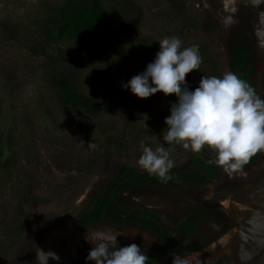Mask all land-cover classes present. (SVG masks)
Here are the masks:
<instances>
[{
	"label": "rangeland",
	"instance_id": "rangeland-1",
	"mask_svg": "<svg viewBox=\"0 0 264 264\" xmlns=\"http://www.w3.org/2000/svg\"><path fill=\"white\" fill-rule=\"evenodd\" d=\"M243 2L248 0H236L234 6ZM216 5L214 12L208 0H103L107 27L103 26L92 48L91 42L78 47L73 40L47 32L42 25L43 1L0 0V264H37L32 258L35 248L90 207L94 195L122 166L142 169L137 163L141 141L153 149L165 147L174 162L172 169L190 167L195 152L162 138L165 118L178 101L175 94L158 92L139 98L122 85L154 61L159 40L173 35L181 40L182 49L199 45L203 62L200 70L187 75L189 90L199 86L203 75L222 77L229 72L228 33L237 22L238 11L226 10L225 0H216ZM258 9L264 10V4ZM203 10L218 21V33L200 25ZM229 15L234 23L226 27L224 20ZM253 33L248 41L257 40ZM61 73L74 76L75 86L98 99L101 109L90 114L76 103L63 102L62 84L51 79ZM249 78L258 92L264 91V57H259ZM208 156L216 158L211 149ZM263 176L264 153L232 175L222 169L221 178L206 187L205 196L227 190L250 194ZM217 197L231 214L229 229L206 247L179 255L190 264H264V244L257 252L244 255L264 237L262 222H246L253 218L264 192L245 199L235 194ZM116 199L130 208L152 210L170 227L183 218L175 214L190 204L184 193L155 187L125 188ZM73 226L79 232L55 251L60 264H94L86 260L94 245L85 236L96 231L118 233V246L136 243L145 252L157 246L154 236L133 226ZM203 232L191 234L184 245L196 244ZM18 251L21 254L16 256ZM159 264H172V257Z\"/></svg>",
	"mask_w": 264,
	"mask_h": 264
},
{
	"label": "clouds",
	"instance_id": "clouds-1",
	"mask_svg": "<svg viewBox=\"0 0 264 264\" xmlns=\"http://www.w3.org/2000/svg\"><path fill=\"white\" fill-rule=\"evenodd\" d=\"M236 0H230L226 10L235 13ZM253 7L264 0H248ZM232 5V7H229ZM225 26L234 23L233 16L224 20ZM258 47L264 49V12L260 13L255 28ZM160 42V50L144 72L133 76L127 84L139 98H148L158 92L178 98L165 118L167 125L162 138L169 144L182 145L200 153L205 147L216 154L214 163L229 175L243 170L253 156L264 152V99L246 80L233 72L222 77L201 76L199 86L189 90L187 75L200 70L202 56L199 45L181 48V40L173 35ZM154 85V86H153ZM142 154L137 163L150 175L162 181L170 179L174 166L170 153L163 146L153 149L141 141ZM118 233L96 231L87 233L85 239L94 246L89 250L87 261L94 264H148L149 256L136 243L118 246ZM37 264H48L49 259L59 260L54 251L36 247ZM172 264H190L189 260L176 254Z\"/></svg>",
	"mask_w": 264,
	"mask_h": 264
},
{
	"label": "trees",
	"instance_id": "trees-1",
	"mask_svg": "<svg viewBox=\"0 0 264 264\" xmlns=\"http://www.w3.org/2000/svg\"><path fill=\"white\" fill-rule=\"evenodd\" d=\"M43 1L44 19L42 25L47 29V32L55 33V35L61 39L73 40L78 47L85 46L88 42H91L92 48L98 43L97 39L103 32V26L105 25L104 13H103V0H56L55 2ZM173 3V1H171ZM174 6V4H173ZM177 9V8H176ZM200 25L207 31L219 32V23L207 10H203L198 17ZM113 19V18H111ZM110 23V29L114 28L113 23ZM109 29V30H110ZM227 56H228V71L237 74L241 79L246 80L252 87L256 89L257 94L259 92L256 88V83L253 82L249 75L255 68V54L241 41V35L231 33L228 37ZM94 41L95 44L92 42ZM55 75V74H54ZM56 74L51 79L60 82L63 86L61 90V100L67 103H76L84 111L95 114L101 109V103L98 99L83 93L77 88L74 76L68 74ZM62 81V82H61ZM61 89V88H60ZM264 99V97H262ZM262 153H257L251 158L255 160ZM2 155L1 135H0V165ZM205 155V153H204ZM193 164L196 168L203 170L209 176L214 175V169L201 160L198 153H194ZM132 166H122L121 169L108 180L103 189L94 195L93 203L90 207L81 210L75 220L81 227H101V226H113L121 228L123 226H133L147 231L152 236H157L162 243H167L173 239L168 233L161 230L158 225L151 218L150 213L154 214L152 210L147 208L143 209L145 212L137 211L131 213L129 216L124 217L118 215L110 205V202L104 194V190L107 185L121 174L133 169ZM170 171H177L171 169ZM205 183L206 178L202 175H186V176H170L167 182L162 181L158 176L150 175L147 172H133L126 177L118 181L110 190L109 194L114 200L118 210L121 213H126L130 210L121 201L116 199V195L123 189L128 188L132 190H140L150 187H167L185 185L187 183ZM195 215V210L192 211L180 225L185 229L182 233V239H185L187 234L197 227L200 223V218ZM183 249V248H182ZM185 249V248H184ZM179 251L176 245L168 248L166 252L149 256L148 264H156L162 262L161 257H165L166 260L170 259L172 255H175ZM21 251H18L15 255L19 256ZM165 255V256H164Z\"/></svg>",
	"mask_w": 264,
	"mask_h": 264
},
{
	"label": "flooded vegetation",
	"instance_id": "flooded-vegetation-1",
	"mask_svg": "<svg viewBox=\"0 0 264 264\" xmlns=\"http://www.w3.org/2000/svg\"><path fill=\"white\" fill-rule=\"evenodd\" d=\"M208 1H209L210 9L214 12L215 11L217 12L218 8L216 5V0H208ZM218 1L219 0H217V2ZM222 1H224V0H222ZM221 4H223V2ZM237 11H238L237 22L229 30L228 37L230 36V34L232 32L235 34H240L241 35V41L254 52L255 57H256V60H255V63H256L257 60L259 59V57H264V49L258 48V43H257L256 38H254L253 42L248 41L247 39L249 37L254 36L253 31L258 26V14H260L261 12H264V10L258 9V7H253L250 3L243 2L237 8ZM228 40H229V38H228ZM208 150H209V148H207V147L204 148V152H203V153H205L204 156L207 159L214 162V160L208 156ZM193 156L191 157V159L189 161L190 167L187 170H181V171H203V170L196 168V166L193 164V162H192ZM253 161L250 160V162H253ZM210 166L215 171L214 175L210 176V177H215L217 174V170L212 165H210ZM218 167L220 168V176L216 181H208L206 179L207 182L202 183V184L194 182V183H187L185 185L167 186V187L156 186L155 187L158 189L169 190V192H177V194L179 193L180 195L184 193V194H186V199L188 200V202H190V204L185 209H181V210H179V212H177L175 214V216L183 215V218L174 227H170L167 222L162 220L161 216H159L157 213L154 212V214L160 219L161 223L166 228L170 229L173 233L180 236V238L177 240V242L170 246V247H172V246L176 245V248L179 249V251L177 253H175V255L182 253V252H185V251H188V250L189 251H197V250H200V249L206 247L211 242H214L216 239H218L220 236H222L226 232V230L229 229V227L232 223L231 214L228 212L227 209H225L222 206L223 202L220 201L219 198L217 197L221 193L215 194L214 196H210V197L205 196L206 187L211 183L217 182L221 178L222 169L220 166H218ZM175 172H180V171H175ZM190 175H195V174H190ZM198 175H200V174H198ZM263 177L258 180L259 181L258 184L256 183L252 186L250 194H246V193L242 192V190H239L240 193H237L233 190H227V191H232L231 194H235V196H237V198L245 199L246 198L245 196H250V198H253V196L256 194V192H264V178ZM178 198L181 199V196ZM263 202H264V198H262L261 202L259 203L257 210H255V212H253L254 214L253 213L251 214V215H254V216H252L253 218H251L250 221L246 220V222H262V224L264 225V208H262ZM194 210H195L194 216H196L197 218H200V223L197 225V227L195 229H193L191 232H189L187 234L185 239H182V233L185 232V229L181 228L180 225L183 221L186 220L187 216ZM246 219H249V218H246ZM73 224L78 225V223L76 222L75 219L73 220ZM200 229L203 231L206 230V232H203L201 234V236H202L201 240H199L196 244H193L191 246H185L183 243L184 240H186L191 234H196V232ZM170 236H172L173 239L167 243H162L161 240L159 239V237L154 236L156 238L157 246L152 251L160 250L161 248L165 247L170 242H172L175 239V237L173 235H170ZM167 249H165L164 251H161L158 254H162V253L166 252ZM147 252H151V251H147ZM173 256L174 255H172L171 257H173ZM161 259H165V257H161ZM159 263L160 262H157L156 264H159Z\"/></svg>",
	"mask_w": 264,
	"mask_h": 264
},
{
	"label": "water",
	"instance_id": "water-1",
	"mask_svg": "<svg viewBox=\"0 0 264 264\" xmlns=\"http://www.w3.org/2000/svg\"><path fill=\"white\" fill-rule=\"evenodd\" d=\"M262 97H264V91L259 92V94ZM204 149H202V151L199 154V157L201 158V160H203L204 162L212 165L216 170H217V174L215 177H210L209 175H207L205 172L203 171H180V172H169V176H185V175H190V174H200L202 176H204L208 181H216L219 176H220V168L218 167V165H216L214 162H212L211 160L207 159L204 156ZM133 172H147L146 170L143 169H138V168H133L123 174H121L119 177H117L116 179L112 180L107 187L104 190V194L106 196V198L108 199V201L110 202V205L112 206L113 210L120 216H124L127 217L129 216L131 213L133 212H137V211H142L145 212L143 209L140 208H135L132 207L130 208V210L126 213H121L114 200L111 198L110 194H109V190L121 179H123L124 177H126L128 174L133 173ZM148 173V172H147ZM231 191L228 192H224L219 194V196H223L225 194H231ZM151 218L154 220V222L158 225V227L163 230L164 232L173 235L175 237V239L170 242L168 245H166L165 247L161 248L160 250L157 251H151V252H146V254L148 256H153L156 255L158 253H160L161 251H164L165 249L169 248L171 245H173L174 243L177 242V240L180 238L179 235L173 233L170 229L166 228L160 221V219L155 215L150 213ZM79 231L73 226V220H68L66 222L65 227L63 228V230L56 232L54 234H52L48 241L46 243L43 244V246L41 247L44 251H56L58 249L59 246H61L68 238L72 237L74 234L78 233ZM264 244V237L260 238L259 240H257L256 242H254L253 244H251L247 250L245 251L244 255H250L253 254L255 252H257ZM36 260V253L34 254V257H32ZM48 264H60V262H58V260H52L49 259Z\"/></svg>",
	"mask_w": 264,
	"mask_h": 264
},
{
	"label": "snow or ice",
	"instance_id": "snow-or-ice-1",
	"mask_svg": "<svg viewBox=\"0 0 264 264\" xmlns=\"http://www.w3.org/2000/svg\"><path fill=\"white\" fill-rule=\"evenodd\" d=\"M230 2V0H225V7L227 6V4Z\"/></svg>",
	"mask_w": 264,
	"mask_h": 264
},
{
	"label": "bare ground",
	"instance_id": "bare-ground-1",
	"mask_svg": "<svg viewBox=\"0 0 264 264\" xmlns=\"http://www.w3.org/2000/svg\"><path fill=\"white\" fill-rule=\"evenodd\" d=\"M27 264V263H26Z\"/></svg>",
	"mask_w": 264,
	"mask_h": 264
}]
</instances>
